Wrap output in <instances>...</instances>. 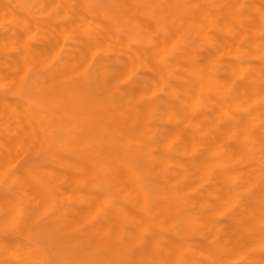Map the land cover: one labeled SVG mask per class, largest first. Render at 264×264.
Listing matches in <instances>:
<instances>
[{"label": "bare ground", "instance_id": "6f19581e", "mask_svg": "<svg viewBox=\"0 0 264 264\" xmlns=\"http://www.w3.org/2000/svg\"><path fill=\"white\" fill-rule=\"evenodd\" d=\"M247 145L264 160V0H0V264L50 260L15 231L23 197L5 175L27 206L69 203L66 234L49 240L69 264H264V171L253 181L255 164L226 149L254 163ZM218 148L242 170L223 169ZM29 150L45 164L12 170ZM193 177L212 183L198 219ZM234 178L258 182L259 202ZM195 218L216 242L195 249Z\"/></svg>", "mask_w": 264, "mask_h": 264}, {"label": "rangeland", "instance_id": "374dc122", "mask_svg": "<svg viewBox=\"0 0 264 264\" xmlns=\"http://www.w3.org/2000/svg\"><path fill=\"white\" fill-rule=\"evenodd\" d=\"M43 97V95H34V96H32L31 97V99L33 100V101H38L40 98H42ZM25 146V145H24ZM210 146H212V147H210ZM208 148H209V150H208V153L206 154V156L209 154V155H211V153H214L212 150L214 149V147H218V145L216 146V145H210ZM214 146V147H213ZM248 146V150H249V152L251 153V157H252V159H253V162L254 163H252V160L250 161L249 159H247V161H244V159L246 160V158H244L243 159V157H244V150H243V152H242V148H243V146H241L242 148H236V149H238V150H240L239 152L240 153H237V155H236V153L235 152H238V150H236V149H232V148H226L227 149V151L229 152L230 150H232L233 151V154H234V156H238L239 154V157H237L238 159L241 157V154L243 155V157H242V159H241V161L243 160V162H245V164L244 165H242V166H245V168L243 167V170L244 169H247L245 172H247L248 171V168H250V169H252V167L254 166V164H255V168L253 167V169L252 170H250V171H254L253 172V174L251 173V176L253 177V181H255L254 180V176H256L259 172H258V170H261V171H264V170H262V169H264V168H262L261 169V166L263 165L264 166V160L263 161H261L262 159L259 157L260 155L258 154L259 152L256 150V147L255 146H253V145H247ZM21 147V146H20ZM221 147H223V148H225L224 146H221ZM245 147V146H244ZM26 148H28V147H26ZM25 148V149H26ZM31 148V147H30ZM207 148V149H208ZM259 148V147H258ZM32 149V148H31ZM210 149H212L211 150V152L209 153V151H210ZM219 149V148H218ZM230 149V150H229ZM243 149H245V148H243ZM263 148L262 147H260V150L261 151H263L262 150ZM14 150V149H13ZM12 150V151H13ZM16 152H18V150H20V148H16ZM22 150V149H21ZM24 151H26V150H24ZM29 151H31V150H29ZM28 151V152H29ZM232 151H230L231 152V155L233 156V154H232ZM247 151V150H246ZM260 151V152H261ZM34 152V150H32L30 153H28V156H24L25 155V153H23V154H21V156H20V158H17L16 159V157L15 156H17V154L19 153H21V152H18V153H16V155L13 153V154H11L12 156H14V158L11 156V158H13V159H11V158H9L10 159V161L11 160H14V163H11V162H13V161H11V162H9V164L11 163V164H13L10 168L12 169V170H19V169H25V170H30L31 168H34L35 166H41V165H43V164H45V159H46V157H42V156H37V154L35 153L34 155L32 154ZM215 152H216V150H215ZM248 152V151H247ZM10 153V152H9ZM223 153H224V150L223 149H221V152H220V149L216 152V155H215V158L216 157H218L217 158V160L218 159H220V161H222L223 160V162H221V163H224V165H222V167H223V169L226 167L227 169H229L228 171H230V168H231V171H233V170H235V169H233V168H235V166L237 167L238 166V161H240V160H236V161H234L235 159H236V157L234 158V160H233V158H232V156H230V159L231 160H233V162L232 161H230L229 162V160L227 159L228 157H229V155H230V153H228V155H227V152L226 153H224L225 155H223ZM246 153V152H245ZM249 153V154H250ZM262 153V152H261ZM260 153V154H261ZM19 154H18V156H19ZM30 154V155H29ZM215 154V153H214ZM218 154V155H217ZM249 154H245L247 157H248V155ZM264 154V153H263ZM26 155H27V152H26ZM17 156V157H18ZM212 156V155H211ZM211 156H210V159H211ZM261 156H263L264 157V155H262L261 154ZM208 157V156H207ZM207 157H205L206 159H205V161H204V165H203V167L205 168V166L206 165H209V166H212V168H213V165L214 164H216L215 162H216V159L214 158V157H212V159H211V161H209L210 159H208ZM227 157V158H226ZM250 157V156H249ZM250 157V158H251ZM262 157V158H263ZM16 159V160H15ZM215 160V162H213L214 160ZM259 159V160H258ZM261 159V160H260ZM248 160L252 163L251 165H249V164H247L248 163ZM254 160H257V163L259 164H261V166H260V164H259V166H258V164L257 163H255L256 161H254ZM209 161V162H208ZM207 162V163H206ZM212 162V163H211ZM243 162H241L240 164H243ZM218 163H220V162H217V164ZM233 163H236V164H233ZM8 164V165H9ZM219 165L220 164H218V166L216 167V169L217 170H221V167H219ZM232 165V166H231ZM251 166V167H249V166ZM221 166V165H220ZM241 166V165H240ZM240 166H238L237 168H236V170H238V168H239V170H242V167L240 168ZM9 167V166H8ZM215 167V166H214ZM220 169H219V168ZM248 167V168H247ZM258 167V170H256V168ZM260 167V168H259ZM203 168V173H204V171H205V169ZM211 169V168H210ZM210 169L208 168V166H207V170H208V174L207 175H209L210 176V173H211V176H210V178L214 175H212V172L214 171V170H212L211 172H209L210 171ZM214 169V168H213ZM226 169V170H227ZM238 170V171H239ZM198 171V170H197ZM196 171V172H197ZM255 171H257L258 173L256 174L255 173ZM207 172V171H206ZM234 172L236 173L237 171H233V173H232V175H234ZM249 172V171H248ZM199 174H200V172H198ZM198 173L197 174H195L196 176L198 175ZM202 173V172H201ZM214 173V172H213ZM242 173H244V171H242ZM241 173V174H242ZM250 173V172H249ZM248 173V174H249ZM241 174H239V175H237L236 177H238V178H241V177H239V176H241ZM247 174V173H246ZM194 175V176H195ZM205 176H206V174H204ZM236 175V174H235ZM250 175V174H249ZM201 174H200V176H198L200 179L199 180H201ZM209 176H207V178L209 177ZM244 178H246V176H245V173H244ZM258 176H260V175H258ZM9 179V181L7 180V178ZM198 177L196 178V177H193V183L192 184H194L195 182L194 181H196L197 179H198ZM204 177V176H203ZM202 177V178H203ZM247 177H248V179L250 180V176H248L247 175ZM6 178V179H5ZM194 178H195V180H194ZM206 177H204V179H207ZM212 178H214V176L212 177ZM211 178V181L209 180L208 182H212L213 181V179ZM237 178V179H238ZM256 179H258V177H255ZM209 179V178H208ZM235 179V181H234V183H235V186L237 187V189L240 191V189L243 191V192H241V193H245V195H246V197L248 196V198H246V199H250V198H252V199H255V197H256V193H258L257 194V196H259V194L261 193L260 192V190L259 189H257V188H260V184L258 183V182H256L255 183V187H254V185L252 184V182L250 183V181H249V185H253V187L252 188H250L251 186H249V185H246V184H244V183H242V184H244V186L245 187H242V186H240V181H237V179L236 178H234ZM243 179V178H242ZM247 179V178H246ZM247 179V180H248ZM4 180H6V181H4ZM4 180H2V184H4V185H6L7 186V188L9 189V192L15 197V198H17V199H20V197H19V195H21L22 197H23V201H21V200H19V202L18 203H20L19 204V209H20V211H19V217L17 216V221L15 222V224H14V226L16 227L15 229V231H18V232H24V233H27V235H28V238L30 239V241H31V243L39 250V251H41V252H43V253H46V254H48V256L50 257V260L49 261H47V262H45L44 264H69L70 262H71V260H69L68 258H59V256H56V255H54L53 254V246L49 243V240H50V238H52V237H60V236H64L65 234H66V231H65V229L63 230L62 228L64 227V226H66L65 224L67 223V220L65 221V219L66 218H63V214L61 213L60 214V212H58L59 211V209H62V208H65V206H66V204H69L68 202L66 203V202H64V204H62V205H60L59 203H56L55 205H54V203L53 202H49V207H47L46 209L47 210H43L42 211V207H44V205H47V204H42V207H41V204H39V205H34V206H31V204H29L28 206L27 205H25V204H27V203H25V200L24 199H26L25 198V196L26 195H24V193L25 192H29V191H27L28 189L26 188V190L25 189H23V188H21L20 187V184H19V182L18 181H15V180H13L12 179V177L10 176V175H5V177H4ZM198 180V181H199ZM259 180V179H258ZM198 181H196L197 183H198V187L197 186H195V187H192V189L190 190V199H191V202L189 203V205L187 206V210L189 211V214H193V213H195L196 214V218L198 219V215H197V213L199 214V212L200 211H198V210H201L202 212H201V216L200 217H204L205 216V214H204V211H205V209H204V207L208 210L209 209V206L210 205H212L213 206V204L211 203L212 201H211V199L212 198H210V201H209V199H208V196L206 195H203V193H202V188L204 189V190H207V186H208V188H210V186H212V185H210V184H212V183H208L207 181H205L204 182V180L202 181V182H204V183H201V181H199L202 185H204V186H206V188L205 187H202L200 184H199V182ZM207 182V184H205ZM237 182H238V184H237ZM243 182V181H242ZM260 182V181H259ZM254 183V182H253ZM261 183V182H260ZM195 185V184H194ZM210 185V186H209ZM257 185H259V187L257 186ZM193 186V185H192ZM201 186V187H200ZM249 186V187H248ZM19 188H20V191H19ZM201 188V190H198V189H200ZM248 188V189H247ZM253 188H255L253 191L255 192V190H256V193H254V192H252L253 193V195H255V197L253 196V197H251L252 195H250V194H252V193H249V192H251L252 190H250V189H253ZM21 189L22 190H24L23 192H21ZM195 189H197V193L200 191V193L201 194H197L196 192H195ZM246 190V191H245ZM250 190V191H249ZM16 192H18L17 194H18V196H16L17 194H15ZM205 192H207V191H205ZM26 194V193H25ZM30 193H27V195L28 196H31V195H29ZM206 194V193H205ZM202 195V198L204 199V198H206V200H204V201H208L209 203V206H208V208H207V203H206V206H205V202L204 201H201L200 200V196ZM192 196V197H191ZM196 196V198H194ZM243 196V195H242ZM21 197V198H22ZM30 198V197H29ZM197 198H199V200L197 201V202H194L195 200H197ZM201 198V199H202ZM264 198V197H263ZM262 198V199H263ZM31 199H32V197H31ZM194 199V200H193ZM208 199V200H207ZM256 199H258V197L256 198ZM253 200V201H257V200ZM262 199H260V201L262 200ZM30 200V199H29ZM213 200V199H212ZM243 200V199H242ZM241 200V204L239 203V202H237L236 204H234V205H236V206H232L233 208L234 207H239L240 205H243L242 203H243V201ZM251 200V199H250ZM259 200V199H258ZM26 201H28V199L26 200ZM199 201H201L202 203H200ZM262 201H264V199L262 200ZM30 202V201H29ZM28 202V203H29ZM32 202V201H31ZM34 202V201H33ZM216 202V201H215ZM219 202H221V203H223L222 201H218L217 200V202H216V205H215V207H217V208H221L222 207V205H221V203L220 204H218L217 205V203H219ZM257 202H259V201H257ZM18 203H17V206H18ZM193 203V204H192ZM194 203H197L198 204V206H197V209H196V207H194L193 205H195L196 206V204H194ZM214 203V202H213ZM240 204L239 206H237V204ZM263 203V202H262ZM52 204V205H51ZM202 204V205H201ZM25 207V206H27L28 207V209H29V211H30V209L33 207V209H35L36 210V207L38 208V209H41V210H33L32 212L34 213V215H32V213L31 212H28V210H27V208L25 207H23V206ZM32 205H33V203H32ZM51 205V206H50ZM221 205V206H220ZM223 205H225V203H223ZM227 205V204H226ZM259 205H261V202H260V204ZM264 205V204H263ZM263 205H261L260 207L262 208V206ZM48 206V205H47ZM201 206H203V208L201 207ZM220 206V207H219ZM230 206V205H229ZM229 206H227V208H223V210H222V208H221V212L219 213V216L221 217V218H223V219H226V215L227 214H229V211L232 209V208H230ZM35 207V208H34ZM40 207V208H39ZM68 207V206H67ZM259 207V208H260ZM200 208V209H199ZM202 208V209H201ZM264 208V207H263ZM195 209V210H194ZM216 209V208H215ZM215 209H214V211H215ZM42 211V212H41ZM195 211H198V212H195ZM219 211H220V209H219ZM255 211V210H254ZM259 211V210H258ZM27 212V213H26ZM41 212L42 214H39V213ZM207 211H205V213H206ZM215 212H217V211H215ZM256 212V211H255ZM28 214L29 215H31V216H28ZM204 214V215H203ZM207 214V213H206ZM259 213L258 212H256V215H258ZM261 214H263V211H262V213ZM36 215V216H35ZM39 215V216H38ZM200 215V214H199ZM253 215H254V219H255V217H256V215H255V213H253ZM264 216V215H263ZM28 217H29V219H28ZM193 217V219H194V215L192 216ZM202 217V218H203ZM258 217V216H257ZM259 217H262V215H260ZM195 218V221H198V223H199V225L198 224H195V223H192V238H191V240H192V242H193V244L196 246H194L195 247V249H198V245H199V242L198 241H201V240H204V241H208V242H216V236H214V234L215 233H217V229H218V227L214 224H212V226L210 225V226H208L207 228H211L212 227V229H215V233H212V231H211V233H212V235H211V233H210V236H206V235H204V234H209V232H207V230H204L203 228H204V226L206 227V225L203 223L204 222V219L202 220L201 218H199V220H197ZM200 219H201V221H202V224H204L202 227V229L201 228H199L202 224H201V222H200ZM253 219V221L255 222L256 220H257V218L254 220ZM16 220V218H14V221ZM260 220H262V219H260ZM259 220V221H260ZM14 221H12V222H14ZM258 221V222H259ZM63 222V223H62ZM66 222V223H65ZM197 223V222H196ZM257 223V222H256ZM256 223H254V225H253V227L254 226H259V227H254V228H256V230L257 229H259L261 226L260 225H257ZM262 223V222H261ZM13 224V223H12ZM19 224V225H18ZM181 224L183 225V220L181 221ZM201 224V225H200ZM253 224V223H252ZM260 224V223H259ZM16 225H18V226H16ZM195 225V226H194ZM262 227L260 228V232L262 233V230H264V223H262ZM20 226V227H19ZM198 227V228H197ZM214 227V228H213ZM20 228V229H19ZM263 228V229H262ZM196 229V230H195ZM211 229V230H212ZM209 231V230H208ZM205 232V233H204ZM214 232V231H213ZM255 233L256 232H258V230L257 231H254ZM264 232V231H263ZM200 233V234H199ZM263 234V233H262ZM262 234H260V236L262 235ZM201 235V236H200ZM206 237H204V236ZM257 235V234H256ZM260 236H259V238H260ZM262 237H264V235H262ZM261 237V238H262ZM200 238V239H199ZM258 238V237H257ZM194 239V240H193ZM196 239L198 240L197 242H198V244H196L195 242H196ZM210 239V240H209ZM264 238H262V239H260L258 242H260L261 240H263ZM72 246V245H71ZM258 246H259V248H260V250H263L264 248H263V245H260V244H258ZM262 248H261V247ZM72 248V247H71ZM258 248V249H259ZM196 259V258H195ZM245 259H244V257H240V258H238V259H235V262L233 263V264H245V261H244Z\"/></svg>", "mask_w": 264, "mask_h": 264}]
</instances>
